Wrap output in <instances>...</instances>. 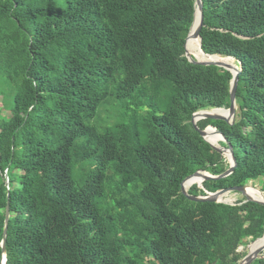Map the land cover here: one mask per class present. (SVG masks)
<instances>
[{
  "label": "trees",
  "instance_id": "16d2710c",
  "mask_svg": "<svg viewBox=\"0 0 264 264\" xmlns=\"http://www.w3.org/2000/svg\"><path fill=\"white\" fill-rule=\"evenodd\" d=\"M195 2L0 0V264H239L264 236V204L181 190L230 168L191 123L233 78L185 55ZM203 3L202 49L240 74L234 123L198 127L237 167L188 193L264 194V0Z\"/></svg>",
  "mask_w": 264,
  "mask_h": 264
},
{
  "label": "water",
  "instance_id": "95a60500",
  "mask_svg": "<svg viewBox=\"0 0 264 264\" xmlns=\"http://www.w3.org/2000/svg\"><path fill=\"white\" fill-rule=\"evenodd\" d=\"M203 25H204V3H203V0H196L193 23L191 25L189 34H188V36L186 38V42H185V55L187 56L188 60L194 64H200V65H206V66L214 65V66L229 70L232 73L233 78L231 81V90H230L231 104H230L229 108H217V109H213V110H201V111H199L193 115V117L191 119V123H192L194 129L200 133V135L202 136V138L206 142H208L214 148L223 152L228 157L229 162H230V168L225 173H223L221 175H212V174H210L204 170H200V171L196 172L195 174L187 177L182 182V185H181L182 193L188 199L193 200V201H198V202L199 201H212V202H219V203H223V202L224 203H230L224 197L230 193H239L245 197L246 201H253V202H258V203L264 204V194L261 192V190L255 189L259 192V194L261 195V198H252L251 196H249L247 194V189L249 188V186H247V185L246 186H239V187L224 188V189L218 190L214 193H211L208 196H194V195H190L188 193L189 188L193 184L198 183V182L202 183V182H206V181L220 180L223 178H227L232 173H234V171L236 170V167H237V160H236L232 146H228L227 148L221 147L219 145L212 143L206 137V132L210 127L214 128L215 131L222 137L220 141L226 140L223 133L220 132L214 126H208L204 130H201L198 127V122L200 120H204V119L221 120V121H225L228 123H234L235 118H236V114H237L236 92H237V87H238V83H239V74H240V69L236 65L224 64L218 60H212V61L211 60H201L197 57V55L195 53H193L192 50L189 49V47H188L189 42L193 38L198 37L199 43H200V50L205 54V56L216 57V58H221V59H232L234 62H236V58L233 56L224 57V56L217 55V54H208L202 49V37L200 35V31H201ZM220 112H224V113H220ZM196 177L202 178V181H195L192 184H190V186L187 187L186 183L189 180L194 179ZM6 181H7V183L9 182L8 178H6ZM230 204H233V203H230ZM9 219H10V208L8 205L7 216H6V223L7 224L9 222ZM263 239H264V236L256 239L254 242L251 243V245L249 246L250 249H249L248 254L246 255V257L243 260L240 261L239 264H252V262L260 256L261 252L264 251V244H259V243ZM253 245H256L254 249H252ZM3 251H4V257L6 259V237L3 240Z\"/></svg>",
  "mask_w": 264,
  "mask_h": 264
},
{
  "label": "bare ground",
  "instance_id": "6f19581e",
  "mask_svg": "<svg viewBox=\"0 0 264 264\" xmlns=\"http://www.w3.org/2000/svg\"><path fill=\"white\" fill-rule=\"evenodd\" d=\"M191 45H197V57L199 58V59H201V60H206L205 58H204V56H205V54L200 50V43H199V38L198 37H195V38H193L190 42H189V45H188V47H189V49L191 50V48H190V46ZM207 57V56H206ZM213 58H216V57H213ZM221 59V58H220ZM214 60H218V59H214ZM212 61V60H211ZM218 61H220L221 63H224V64H229V65H232L233 64V60L232 59H222V60H218ZM220 113H224V112H220ZM212 130H214L215 131V129L214 128H209L208 130H207V132H206V137H207V135L209 134V131H212ZM216 132V131H215ZM217 133V132H216ZM218 134V133H217ZM220 136V135H219ZM221 136H220V138H219V141L221 140ZM208 139V138H207ZM209 140V139H208ZM209 141H211V140H209ZM219 141H217V142H213V141H211L212 143H214V144H218V142ZM195 181H202V178H200V177H196V178H194V179H191V180H189L187 183H186V186L188 187V186H190V184H192L193 182H195ZM247 194L249 195V196H251L252 198H261V195L259 194V192L257 191V190H255V189H252V188H248L247 189ZM253 195H256V196H253ZM259 244H264V239L259 243ZM254 246V245H253ZM256 246V245H255ZM255 246H254V248H255Z\"/></svg>",
  "mask_w": 264,
  "mask_h": 264
},
{
  "label": "rangeland",
  "instance_id": "374dc122",
  "mask_svg": "<svg viewBox=\"0 0 264 264\" xmlns=\"http://www.w3.org/2000/svg\"><path fill=\"white\" fill-rule=\"evenodd\" d=\"M190 48H191V50L193 51V53H195L196 55H197V45H191L190 46ZM204 58L206 59V60H214V59H218V60H222V59H220V58H213V57H206V56H204ZM232 65H236L237 66V63L236 62H233V64ZM207 138L209 139V140H211V141H213V142H217V141H219V138H220V136H219V134H217L214 130H212V131H209V134L207 135ZM221 142V141H220ZM248 186H250L251 188H254V189H257V190H260V187H259V184L258 183H256L255 185H251V184H249ZM253 196H256V195H253ZM257 197V196H256ZM228 202H230V203H234L236 200H238V199H243L244 198V196L243 195H241V194H239V193H230V194H228V195H226L225 197H224ZM249 250L250 249V247H240V250H242V251H244V250ZM262 253H264V251L263 252H261V254Z\"/></svg>",
  "mask_w": 264,
  "mask_h": 264
}]
</instances>
